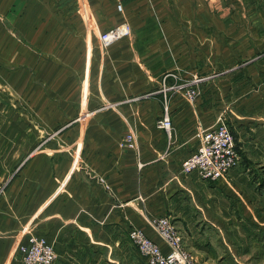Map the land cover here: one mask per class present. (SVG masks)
Returning a JSON list of instances; mask_svg holds the SVG:
<instances>
[{
  "label": "crops",
  "instance_id": "obj_1",
  "mask_svg": "<svg viewBox=\"0 0 264 264\" xmlns=\"http://www.w3.org/2000/svg\"><path fill=\"white\" fill-rule=\"evenodd\" d=\"M125 23L131 35L103 49L100 34ZM173 72L207 77L195 102L162 95ZM220 99L229 100L222 110ZM26 106L52 130L56 114L95 113L85 125L88 170L32 171L26 207L23 187L7 188L0 264H20L30 233L53 245L56 264L130 260L131 228L167 252L152 225L160 217L172 219L197 264L264 258V0H0V114ZM165 112L170 134L157 128ZM222 115L240 163L216 182L183 174L201 132ZM129 127L139 150L121 154ZM6 163L0 155L1 180L15 170Z\"/></svg>",
  "mask_w": 264,
  "mask_h": 264
},
{
  "label": "rangeland",
  "instance_id": "obj_2",
  "mask_svg": "<svg viewBox=\"0 0 264 264\" xmlns=\"http://www.w3.org/2000/svg\"><path fill=\"white\" fill-rule=\"evenodd\" d=\"M103 49H107V48L103 47ZM236 69L237 68L234 67V68H228L226 70L229 73L230 72L234 73ZM215 75H218V73ZM164 77L162 82V88L160 89L162 95H167L172 92L174 93L178 92L181 93L182 96L189 102L196 101V99L200 95L199 87L203 85L204 82L207 81V77H203L200 75L199 76L196 75L192 78H185L182 77V73L179 74L175 72L168 73ZM170 79H173L172 84H169ZM190 90H196L197 96L195 97V99L189 98ZM233 101L234 99L232 100V102ZM235 101L233 102L232 105H234ZM216 102H217V106H219L218 107L219 110L223 109L224 104L226 106H228L229 104V100H226V102L224 103L223 99L217 100ZM110 108L111 106L109 105L103 107V109H110ZM12 110H15V108H11V109L9 108L8 111H12ZM76 113L72 115L56 114V116L51 117L53 122L51 121L50 123L51 125L54 124L53 130L44 129V127H46L47 120L44 122L41 117L38 118V116L32 114L31 109L27 106L26 109L23 110V113L7 112L6 114H0V155H4L6 157V161H7L6 164L9 167H12V169L15 167V170L12 171L11 174L9 173V176L7 178H4L3 180L0 179V198L3 196H4L3 198L4 200L8 198L7 195L9 191L6 190L9 186H22L24 191L23 201H24V206L26 207L27 205L31 204V197H32L31 187L33 184H35V179L32 178V171L34 170H38L41 172L46 171L47 173V172H51V171L55 172L56 170H59L62 172L64 170H69L70 166H72L73 170H77V171L88 170V167L86 165L87 154H86V147H84L85 144L84 140L88 137L89 132L85 130V125L95 121V115H94L95 113H91V112H89L88 114L86 113L76 114ZM166 113L168 112H165L164 115H166ZM164 115L162 116V118L164 117ZM221 117L224 120L226 119L224 115L220 116V118ZM129 135L135 136L133 147L129 146V141H128ZM118 149L120 150L121 154L130 153L131 151L138 152L139 137L135 129L129 127L127 131L125 130L123 132V135L120 138ZM39 155L42 156L45 161H41L40 163L36 164V167L33 168V160L37 158V156ZM16 160L21 161L20 163L17 162L18 163L17 167H16ZM64 164H67V166L65 167ZM144 167L145 164L139 160L138 170L141 172L144 169ZM22 171H24V175L21 173ZM21 174L22 176L16 182L15 179L18 178V176H20ZM39 182H40L41 191L42 189L48 186L46 178L45 180L43 178L39 179ZM158 219L159 218H156L152 222L153 228L156 231L157 228L155 226V222ZM170 220L172 222V219ZM133 229H138L144 232L140 228H131V230ZM157 233L160 236L158 231ZM27 236L23 237L24 240ZM128 238H129V233H128ZM161 239L168 246L167 252H169L170 251L169 244L162 237ZM24 240L21 241V243L18 245L17 248L18 251L20 246L25 243L26 240L25 241ZM182 247H183V240H182ZM133 250L135 253L130 260L124 258H115L112 259L113 261L112 263H108V264H149L148 260L144 256H142L136 250V248H134ZM190 258L195 264H197L191 256ZM254 264H264V258L254 262Z\"/></svg>",
  "mask_w": 264,
  "mask_h": 264
},
{
  "label": "built area",
  "instance_id": "obj_3",
  "mask_svg": "<svg viewBox=\"0 0 264 264\" xmlns=\"http://www.w3.org/2000/svg\"><path fill=\"white\" fill-rule=\"evenodd\" d=\"M121 9V7H120ZM132 29L128 24H121L100 35L104 48L128 38ZM196 90L189 91V98L195 99ZM160 130L171 133L172 121L168 113L157 122ZM134 135L128 136L129 146H134ZM240 161L234 136L227 122L221 117L218 125L200 134V145L182 165L186 175L196 174L201 180L216 182L228 176ZM155 226L160 236L169 244L170 251L164 252L160 246L148 238L144 232L133 229L129 239L136 250L149 264H195L182 247V237L174 224L167 217L159 218ZM20 264H56L57 254L53 245L44 237L30 233L19 248Z\"/></svg>",
  "mask_w": 264,
  "mask_h": 264
}]
</instances>
